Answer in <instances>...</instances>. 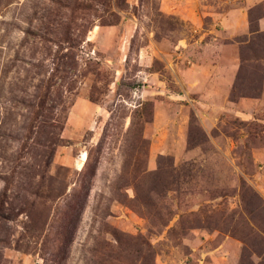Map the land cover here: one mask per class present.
Here are the masks:
<instances>
[{
	"label": "rangeland",
	"instance_id": "374dc122",
	"mask_svg": "<svg viewBox=\"0 0 264 264\" xmlns=\"http://www.w3.org/2000/svg\"><path fill=\"white\" fill-rule=\"evenodd\" d=\"M263 16L264 0H0V264H128L125 236L153 264H264ZM247 38L259 95L232 97Z\"/></svg>",
	"mask_w": 264,
	"mask_h": 264
},
{
	"label": "trees",
	"instance_id": "16d2710c",
	"mask_svg": "<svg viewBox=\"0 0 264 264\" xmlns=\"http://www.w3.org/2000/svg\"><path fill=\"white\" fill-rule=\"evenodd\" d=\"M249 39H253L257 36H263L264 33H260L258 29L250 30ZM264 49V46L263 48ZM255 49L253 48V43L248 42V38L242 41V46H240V59L241 65L239 69V73L237 76L236 83L232 90V97L235 96V91L237 90L241 97H258L259 87L261 86L260 79L262 78L261 75L258 73L252 72L250 70L251 65L249 62V56L252 57L248 53H252ZM253 58V57H252ZM260 85V86H259ZM39 107L43 108V102L39 103ZM55 122V120H54ZM78 215V214H77ZM67 216L62 224L63 230V242L64 245L67 246L72 241V234L75 229V225L78 221V216ZM114 235V234H113ZM112 235V236H113ZM114 241L109 243V248L112 250L119 247L120 239L113 236ZM128 247L126 249V253L130 258H136L135 262L132 260L128 261V264H137V261L143 260L145 256L150 258L151 256V264H153V254L151 250V246L148 242H144L141 237H134V236H125ZM136 255V256H135Z\"/></svg>",
	"mask_w": 264,
	"mask_h": 264
},
{
	"label": "crops",
	"instance_id": "0c3cea01",
	"mask_svg": "<svg viewBox=\"0 0 264 264\" xmlns=\"http://www.w3.org/2000/svg\"><path fill=\"white\" fill-rule=\"evenodd\" d=\"M247 8L252 7L255 4V0H245ZM257 26L260 31H264V16L259 18L257 21ZM248 28L242 31V33H248Z\"/></svg>",
	"mask_w": 264,
	"mask_h": 264
},
{
	"label": "bare ground",
	"instance_id": "6f19581e",
	"mask_svg": "<svg viewBox=\"0 0 264 264\" xmlns=\"http://www.w3.org/2000/svg\"><path fill=\"white\" fill-rule=\"evenodd\" d=\"M83 158H84V155L82 156V159H81V161L83 160Z\"/></svg>",
	"mask_w": 264,
	"mask_h": 264
}]
</instances>
